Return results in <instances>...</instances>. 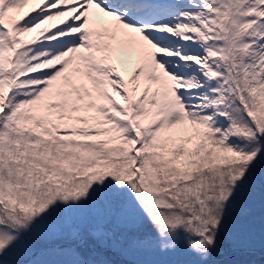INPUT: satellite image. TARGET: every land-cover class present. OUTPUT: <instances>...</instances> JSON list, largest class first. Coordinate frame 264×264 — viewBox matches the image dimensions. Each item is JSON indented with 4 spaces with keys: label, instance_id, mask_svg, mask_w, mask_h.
Returning <instances> with one entry per match:
<instances>
[{
    "label": "snow or ice",
    "instance_id": "6c2138e0",
    "mask_svg": "<svg viewBox=\"0 0 264 264\" xmlns=\"http://www.w3.org/2000/svg\"><path fill=\"white\" fill-rule=\"evenodd\" d=\"M221 244L264 251V0H0V264Z\"/></svg>",
    "mask_w": 264,
    "mask_h": 264
},
{
    "label": "trees",
    "instance_id": "16d2710c",
    "mask_svg": "<svg viewBox=\"0 0 264 264\" xmlns=\"http://www.w3.org/2000/svg\"><path fill=\"white\" fill-rule=\"evenodd\" d=\"M259 191V190H257ZM256 191V219L259 222V217H260V195ZM260 226V224H256V227ZM214 259L217 261H237V262H256V264H264V251H261L259 247H257L256 251L254 254H247V253H242V254H237L233 253L228 249V247L224 244L220 245V249L218 253L214 256Z\"/></svg>",
    "mask_w": 264,
    "mask_h": 264
},
{
    "label": "rangeland",
    "instance_id": "374dc122",
    "mask_svg": "<svg viewBox=\"0 0 264 264\" xmlns=\"http://www.w3.org/2000/svg\"><path fill=\"white\" fill-rule=\"evenodd\" d=\"M258 192V194H260V192L259 191H257ZM256 224H259V222H258V220L256 219ZM259 227L260 226H257V230H259Z\"/></svg>",
    "mask_w": 264,
    "mask_h": 264
}]
</instances>
